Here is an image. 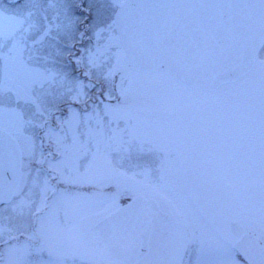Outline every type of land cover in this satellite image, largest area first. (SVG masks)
I'll use <instances>...</instances> for the list:
<instances>
[{
  "label": "snow or ice",
  "instance_id": "1",
  "mask_svg": "<svg viewBox=\"0 0 264 264\" xmlns=\"http://www.w3.org/2000/svg\"><path fill=\"white\" fill-rule=\"evenodd\" d=\"M60 7L47 0H0V242L10 255L19 253L0 264H63L53 259L55 238L46 221L59 222L60 212L86 191L119 187L120 178L152 180L158 174L165 181L174 153L164 144L183 148V186L197 201L235 186L254 163L255 99L229 91L214 100L193 101L202 88L199 74L209 63L221 84L239 78L233 60L250 73L259 69L264 220V0H95L88 29L96 43H84L81 33L74 64L62 47L67 26ZM146 9L230 11L220 16L132 14ZM173 64L182 69L175 78L196 80L191 91L185 87L190 102L184 103L182 94L176 100L164 98L156 133L144 130L142 109L132 94L136 81L131 68L145 76H170ZM215 77L209 86H215ZM196 232L193 220L168 226L162 237L166 258L152 264H264V229L258 256L243 238L228 239L209 253ZM100 264L128 262L109 259Z\"/></svg>",
  "mask_w": 264,
  "mask_h": 264
},
{
  "label": "rangeland",
  "instance_id": "2",
  "mask_svg": "<svg viewBox=\"0 0 264 264\" xmlns=\"http://www.w3.org/2000/svg\"><path fill=\"white\" fill-rule=\"evenodd\" d=\"M48 3L60 5L61 21L66 24V35L63 36L62 47L66 58L73 62L75 54L82 47L81 41L73 36L77 31L79 20L73 15V9L67 2L47 0ZM91 33V40L85 43L94 45L96 37ZM79 42V43H78ZM103 43V39L101 40ZM78 43V45H75ZM75 45V46H74ZM75 48L78 51L74 50ZM131 74L136 83L132 94L138 97L140 115L145 122L144 130L156 133L159 121V109L164 105L162 100H176L178 94L184 97V103H189V92L170 77L153 73L145 76L141 70L132 67ZM191 91V89H189ZM229 91H238L251 95L255 99V152L253 165L245 169V175L235 183V186H224L223 190L199 198L189 195L183 186L184 150L177 145L164 144L174 155L166 165V180L160 181L158 174L152 180L143 178H120L119 187L113 184L105 189L86 191L84 195L74 200L70 206L59 214V222L46 221V227L55 238L58 259L63 264H100L103 260L115 258L108 255L101 247V239L95 225L104 217L139 195H149L160 206V211L169 217L170 224L185 219L193 220L197 226L196 235L204 241L206 251L212 252L220 243L234 239L229 231V222L237 221L246 228L247 233L255 234L262 240L264 220L261 216V188L259 166V69H255L238 82L225 85L214 92L198 91L192 100H214L217 96ZM158 134V133H157ZM153 167H158L154 164ZM168 197V199H165ZM169 200L172 203H169ZM186 200L188 201L186 203ZM163 234L153 235L149 254L137 264H152L166 258L162 241ZM13 243H15L13 241ZM6 245L0 242V260L15 259L19 255H10ZM3 258V259H1ZM47 258V257H45ZM195 261V254L191 257Z\"/></svg>",
  "mask_w": 264,
  "mask_h": 264
},
{
  "label": "water",
  "instance_id": "3",
  "mask_svg": "<svg viewBox=\"0 0 264 264\" xmlns=\"http://www.w3.org/2000/svg\"><path fill=\"white\" fill-rule=\"evenodd\" d=\"M133 4H224V3H251L258 0H129ZM160 11L171 13L173 15L187 16H220L227 14V9H179V10H133V16L137 17L141 14L151 16L158 14ZM237 14H244L243 10H231ZM254 26L259 29V16L255 14ZM232 66L238 75V79L232 83L221 84L219 77H215V68L209 63L202 73L199 74V82L202 88L199 91L214 92L219 88L234 84L240 79L248 75L250 72L246 68L240 67L239 61L233 60ZM182 69L176 65H172L171 75H167L181 86L192 89V85L196 83L192 77L184 75L177 79V74ZM155 73V72H154ZM160 74V73H158ZM166 75V74H163ZM216 78L215 86H209V82ZM160 212L159 204L151 197L139 195L132 199L129 203L123 205L107 217L102 218L95 226V230L101 239L104 250L116 261H126L128 264H137L149 253V240L152 232V219ZM163 216L165 214L162 213ZM229 230L233 237L243 238L245 244L250 245V250L254 255H259V247L261 240L255 235L246 234L245 228L238 222L231 221Z\"/></svg>",
  "mask_w": 264,
  "mask_h": 264
},
{
  "label": "flooded vegetation",
  "instance_id": "4",
  "mask_svg": "<svg viewBox=\"0 0 264 264\" xmlns=\"http://www.w3.org/2000/svg\"><path fill=\"white\" fill-rule=\"evenodd\" d=\"M57 2H67L70 5V8L73 9V15L75 16L76 19L79 20L77 25V31H74L73 36L75 35L76 38L81 41V33H84L83 40L85 43L91 36L90 33L91 30L88 29V23H89V18L93 14L92 11H90V9L95 3V0H57ZM78 43H76L75 45H78ZM74 50L78 51L77 48H75ZM168 226H171V224L169 221V217L167 215L163 216L162 213L159 212L153 217L152 232L149 241V252H150V242L153 235L158 236L161 234V232L164 235V233L167 231ZM101 247L103 248L102 245Z\"/></svg>",
  "mask_w": 264,
  "mask_h": 264
},
{
  "label": "bare ground",
  "instance_id": "5",
  "mask_svg": "<svg viewBox=\"0 0 264 264\" xmlns=\"http://www.w3.org/2000/svg\"><path fill=\"white\" fill-rule=\"evenodd\" d=\"M144 258H145V257H144ZM144 258H143V259H144ZM139 262H140V261H139Z\"/></svg>",
  "mask_w": 264,
  "mask_h": 264
}]
</instances>
